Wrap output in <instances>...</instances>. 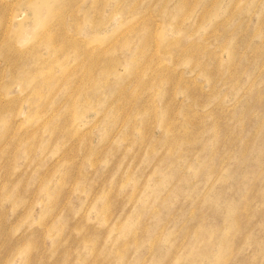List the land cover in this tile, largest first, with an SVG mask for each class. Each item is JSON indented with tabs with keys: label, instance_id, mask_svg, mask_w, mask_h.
Listing matches in <instances>:
<instances>
[{
	"label": "rangeland",
	"instance_id": "obj_1",
	"mask_svg": "<svg viewBox=\"0 0 264 264\" xmlns=\"http://www.w3.org/2000/svg\"><path fill=\"white\" fill-rule=\"evenodd\" d=\"M0 264H264V0H0Z\"/></svg>",
	"mask_w": 264,
	"mask_h": 264
},
{
	"label": "bare ground",
	"instance_id": "obj_2",
	"mask_svg": "<svg viewBox=\"0 0 264 264\" xmlns=\"http://www.w3.org/2000/svg\"><path fill=\"white\" fill-rule=\"evenodd\" d=\"M263 35V34H262ZM174 56V55H173ZM171 133V132H170Z\"/></svg>",
	"mask_w": 264,
	"mask_h": 264
}]
</instances>
